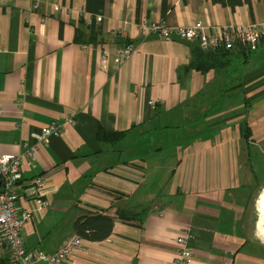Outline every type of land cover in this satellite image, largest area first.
<instances>
[{"label":"crops","instance_id":"0c3cea01","mask_svg":"<svg viewBox=\"0 0 264 264\" xmlns=\"http://www.w3.org/2000/svg\"><path fill=\"white\" fill-rule=\"evenodd\" d=\"M162 1H107L96 17L102 29L79 42L77 28L90 36L86 0H0V155L34 149L23 177L44 175L49 201L26 223L24 242L53 255L84 211H100L115 217L111 235L82 238L64 264H173L180 236L189 264H264L255 209L264 189V40L201 71L189 68L197 42L140 28L143 20L259 21L264 0H252V12L167 0L165 15ZM126 45L133 52L119 60ZM54 123L60 133L43 139ZM99 128L124 135L100 141ZM20 203L36 208L33 199ZM0 264H11L8 248Z\"/></svg>","mask_w":264,"mask_h":264},{"label":"built area","instance_id":"2783aa9c","mask_svg":"<svg viewBox=\"0 0 264 264\" xmlns=\"http://www.w3.org/2000/svg\"><path fill=\"white\" fill-rule=\"evenodd\" d=\"M38 2L35 3V7ZM141 30L146 34H158L163 39L178 37L184 41L197 42L205 51H232L241 47L250 53L259 49L264 40V19L250 21L239 25H208L195 22L190 25L174 26L167 22L140 23ZM131 46L118 50V59H127L132 54ZM152 105L156 104L151 100ZM1 112V109H0ZM59 125L51 124L43 128L42 138L60 133ZM34 166L35 152L27 148L23 154L0 155V248H8L11 264H35L44 261L45 264H64L82 244V238L75 234L53 255H47L36 249H29L22 235L27 222L33 219L35 211H43L49 204L45 198L44 188L46 177L38 175L31 180L23 177L24 161ZM22 198L33 199L36 208L25 207L20 203ZM179 249L173 264H189L192 261V251L185 236L177 239Z\"/></svg>","mask_w":264,"mask_h":264},{"label":"trees","instance_id":"16d2710c","mask_svg":"<svg viewBox=\"0 0 264 264\" xmlns=\"http://www.w3.org/2000/svg\"><path fill=\"white\" fill-rule=\"evenodd\" d=\"M107 1L111 0H86L85 9L92 15L90 28V36H86L85 32L80 28L76 31V41L79 42H92L94 40L93 32L97 33L102 29L101 24H97L96 17L98 15L103 16L105 14V9ZM214 3H218L222 6H228L231 9H236V7L247 4L252 12V0H212ZM140 0H137V6L139 7ZM162 14L165 15L168 11L167 0L162 1ZM230 51L220 50V51H205L201 47H197L194 51L195 59L189 65V68L208 71L212 68L221 66L223 58L227 56ZM124 134L118 132H109L103 128H99L97 138L100 141L115 142L120 139ZM119 218L123 220L135 219V214H124L119 213ZM115 222V217L101 213L100 211H84L74 223L75 234L83 239L90 241H101L108 238L112 231Z\"/></svg>","mask_w":264,"mask_h":264},{"label":"bare ground","instance_id":"6f19581e","mask_svg":"<svg viewBox=\"0 0 264 264\" xmlns=\"http://www.w3.org/2000/svg\"><path fill=\"white\" fill-rule=\"evenodd\" d=\"M259 205H260V211H261V219H260V224L262 225L263 224V222H264V189H263V191H262V193H261V195H260V199H259ZM264 227V226H263ZM261 228V227H260ZM259 228V229H260ZM260 232H261V235H262V237L264 238V229L262 228V229H260Z\"/></svg>","mask_w":264,"mask_h":264},{"label":"rangeland","instance_id":"374dc122","mask_svg":"<svg viewBox=\"0 0 264 264\" xmlns=\"http://www.w3.org/2000/svg\"><path fill=\"white\" fill-rule=\"evenodd\" d=\"M261 174L264 176V169L262 170V172H261ZM262 191H263V189H261L260 190V192L258 193V195H257V197H256V202H255V209L257 208L258 209V211H256V213H257V217L259 218V220H260V211H259V207H258V199H259V197H260V195H261V193H262ZM264 222H263V224L262 225H260V229H264ZM262 236V235H261ZM263 238V237H262ZM263 240H264V238H263Z\"/></svg>","mask_w":264,"mask_h":264}]
</instances>
